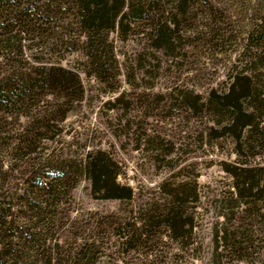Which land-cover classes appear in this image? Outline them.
Wrapping results in <instances>:
<instances>
[{"label":"rangeland","instance_id":"374dc122","mask_svg":"<svg viewBox=\"0 0 264 264\" xmlns=\"http://www.w3.org/2000/svg\"><path fill=\"white\" fill-rule=\"evenodd\" d=\"M257 9L249 0L197 4L196 32L175 54L111 34L116 61H108L102 77L82 75V101L60 123L61 135L38 152L81 159L105 151L133 195L98 198L82 178L63 240L92 255L62 264H264V198L237 202L231 172L249 166L262 177L264 138L250 137L240 150L233 136L216 137L215 116L199 106L212 89L228 87ZM259 72L264 78V68ZM185 89L194 90L196 109ZM15 155L5 159L34 156L26 149ZM169 212L191 229L170 228Z\"/></svg>","mask_w":264,"mask_h":264},{"label":"trees","instance_id":"16d2710c","mask_svg":"<svg viewBox=\"0 0 264 264\" xmlns=\"http://www.w3.org/2000/svg\"><path fill=\"white\" fill-rule=\"evenodd\" d=\"M210 1L216 0H0V264L91 257L82 245L74 250L63 240L74 190L82 178L98 198L130 199L132 188L117 181L118 167L105 151L49 159L38 149L61 135L60 123L82 101V75L102 77L108 61H116L112 33L175 54L196 32V5ZM249 2L258 4V16L240 66L225 90L212 89L199 100L200 109L215 116L216 137L233 136L240 150L250 137L264 138V0ZM182 93L196 109L194 90ZM22 149L33 159H5ZM260 169L257 179L253 167L231 171L237 202L264 198ZM167 215L170 228L191 229L185 219L173 222L179 214Z\"/></svg>","mask_w":264,"mask_h":264}]
</instances>
